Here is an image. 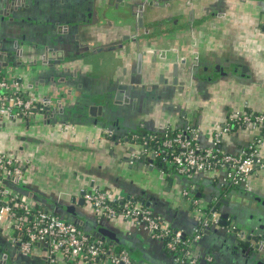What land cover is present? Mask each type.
<instances>
[{"label":"crops","instance_id":"obj_1","mask_svg":"<svg viewBox=\"0 0 264 264\" xmlns=\"http://www.w3.org/2000/svg\"><path fill=\"white\" fill-rule=\"evenodd\" d=\"M1 1L0 25L11 30L9 34L18 40L24 34L32 37L30 29L43 25L46 18L55 23L52 26L57 23L64 26L62 31L66 25L73 31L76 24L88 20L91 7V0H10L13 1L10 5ZM196 2V8L205 11L199 10L193 15L191 26L165 30L162 34L166 41L144 43L139 50L134 44L120 51L118 47L109 48L106 44L123 32L111 28L102 19L91 27L86 45L73 37L78 33L76 29L69 34L76 52H85L83 59L76 62L79 69L76 68V73L82 77L80 83L103 84L101 80L107 82L117 71L125 70V75H133L136 81L140 78L142 85L159 86L161 96L157 107L134 110L127 116L116 113L104 121L101 116H89L87 108L80 106L72 110L74 114L58 118L56 123H52L53 119L45 123V114L38 110L31 117L15 122L3 118L6 123L0 126V150L18 148L21 167L25 168L18 181L5 184L9 191L31 194L30 203L46 200L47 205L57 201L74 206L84 224L80 226L82 229L93 233V226L100 221L99 225L111 232L116 240L112 243V252L125 249L132 259L142 264L177 263L163 244L135 220L101 218L88 202L77 205L81 191L97 188L110 192L112 197H126V190L139 193L151 199L153 207L150 209L184 234H191L198 222L195 210L190 213L186 208V202L192 207L188 200L192 197L199 198L200 213L206 217L219 201L228 203L222 204L221 209L240 212L243 222L250 219L249 211L254 214V210H264V169H255L251 174V191L223 183L220 170L197 172L187 179L169 166L160 169L152 157V147L142 149L143 146L135 141L139 144L135 148L140 155L132 154L137 157L130 160L132 163L128 161L129 165L127 162L119 164L116 157L125 154L119 146L121 142L105 136L108 127L116 128L120 136L132 130L156 133L167 125L172 130H180L185 129L183 121L186 120L187 127L198 131L199 143L207 146L212 142V134L222 128L228 116L236 112H264V27H261L264 0ZM228 3L234 4L232 10L228 9ZM46 26H42L44 32L48 31V24ZM97 41L100 45L103 42L105 47L90 51L87 47L99 46ZM139 52L143 53L142 67L136 74ZM32 55L30 53L29 58H33ZM173 67H176L177 82L182 84L183 90L178 93L172 87L174 90L169 95L165 88H168L166 81L172 83L175 77ZM159 76L165 81L163 86ZM93 86L94 90H99L100 85ZM33 95L39 103L46 101L40 90ZM73 99V96L64 95L62 100ZM94 121L98 126L93 124ZM258 134L256 130L236 128L224 134L220 144L226 152L235 154ZM258 151L264 160V145L259 146ZM177 186L179 196L184 200L179 198L182 202L176 203L172 189ZM73 197L75 201H72ZM49 211L54 212V209ZM205 230L207 233L203 232L192 246L193 253L199 258L211 253L218 264H253L246 263L244 256L233 247V230L216 223ZM34 254L29 263L42 264L38 256L41 252ZM55 258L57 264H85L78 260L66 261L60 254ZM262 259L264 261V254Z\"/></svg>","mask_w":264,"mask_h":264},{"label":"built area","instance_id":"obj_2","mask_svg":"<svg viewBox=\"0 0 264 264\" xmlns=\"http://www.w3.org/2000/svg\"><path fill=\"white\" fill-rule=\"evenodd\" d=\"M35 109H42L39 102L22 93L14 81L0 76L1 118H29ZM235 127L256 130L259 134L234 154L226 152L220 143L222 136ZM198 135L195 128L172 130L167 125L160 132L145 134L141 144L145 150L152 147L151 154L160 169L165 170L169 166L187 179L197 172L220 170L223 183L251 191V174L255 169H264V160L258 154L259 146L264 145V112H236L228 116L222 128L212 134L210 145L202 146ZM22 173L23 169L14 157L0 153V222L12 225L22 252H41L47 257L48 264H57L56 254L66 261L78 260L85 264H142L132 259L125 249L108 252L104 248L107 241L90 238L77 224L43 207L32 205L22 193L9 191L5 184L14 182L12 178L18 181ZM110 195L108 191L93 188L85 190L83 197L98 217H120L141 224L152 238L159 240L174 256L177 264H200L201 260L203 264H216L212 255L207 254L201 259L192 250L205 229L220 219L219 213L212 211L213 208L209 213L210 218L201 214L199 198L188 199L198 222L191 234H184L167 224L149 207L124 196Z\"/></svg>","mask_w":264,"mask_h":264},{"label":"flooded vegetation","instance_id":"obj_3","mask_svg":"<svg viewBox=\"0 0 264 264\" xmlns=\"http://www.w3.org/2000/svg\"><path fill=\"white\" fill-rule=\"evenodd\" d=\"M114 1V0H113ZM130 3V8L124 10V12L120 13L121 19L116 22L112 19H109L105 21V24L108 23L111 28L114 27L117 31H122L123 34L116 36L112 38V41L108 42L109 48L118 47L119 51L122 50L124 47L144 44V43H157L159 41H166L167 39L163 37L162 34L165 30H172L174 29H180V28H188L193 23V15H196V13L204 12V9L199 8V10L196 8V0H123ZM200 2H205V0H200ZM231 2V1H230ZM227 7H229V10H232L234 7L233 3H228ZM199 11V12H198ZM192 17V18H191ZM204 16H202L203 18ZM4 17H2L3 19ZM47 20V18H46ZM45 20V23L43 24L45 27L48 24V76L44 74L35 73L32 72H24L20 67L22 65H29L33 61H38L37 57L29 58L30 53L24 52L20 54L18 57H14L11 55V57L3 58L0 57V76L4 77L5 79L14 81L18 88L22 91L24 94H28L30 96L33 95V93H37L38 90L43 93V97L45 96V93H47L48 87L55 83L57 85H61L65 87L63 90H69L71 95L73 96V108H80V106L87 105L88 102L86 101L90 97H95L97 94L106 93V91L109 90L110 82H114L111 86H121L120 94L118 96V99H121L120 103L115 105H111L112 109L121 115L127 116L130 115V113L133 114L134 110H141L145 111L150 109L151 107L156 106L157 107V101L159 97L161 96L159 94V86L153 87L150 89L151 91L146 92L147 87H143V85L139 86V93L136 97H130L127 98L126 95H122L123 91V85H126L130 83L131 76H127L124 73V70H119L114 74V77H111L110 80L107 82H103V84H88V83H80V80L82 79L81 75H77L76 68L78 67L76 65V62L79 59H83L85 52H76V50L73 48L72 39H70V33L69 31H62L64 30V27H61L60 32L58 30V26L54 25V22L51 21V18H49L47 21ZM46 24V25H45ZM35 26V28L30 29V34H34L32 37H28L27 34L22 35V38L20 40L13 38L9 33L12 31L9 30L7 27L0 25V34L3 36H0V48L2 49H15L18 47V43H44V40H40V38L43 36L42 33L45 31V29H42V26ZM106 25V26H107ZM261 27H264V23L261 22ZM42 29V30H41ZM9 30V31H8ZM43 31V32H42ZM36 33V34H35ZM70 34V35H69ZM39 36V38H37ZM37 39V40H36ZM52 40L55 42L53 43ZM119 44L114 45L113 42H118ZM98 43L99 42H95ZM99 46L89 45L87 48L91 51L93 50H99L104 48L103 42ZM110 43V44H109ZM122 54V53H121ZM22 55V56H21ZM72 57V62L66 63L61 60L63 57L70 56ZM138 58V57H137ZM16 63H19L20 65H17ZM39 63V62H36ZM220 68V67H216ZM78 69V68H77ZM138 69V63L137 68ZM79 70V69H78ZM140 70V69H138ZM212 77V76H211ZM176 78V82L173 80ZM136 80V77H134ZM172 83L169 81H166V85L168 84V88H165L167 91H169V95L172 93V87L176 88L178 93H182L183 88L180 86L182 84H178L177 82V75L176 77H173ZM164 80L161 81L160 85H164ZM121 84V85H119ZM93 85H100L98 86L99 90H94ZM71 86V88H69ZM194 87V84H193ZM141 88V89H140ZM144 89V90H143ZM142 90V92H140ZM146 92V93H145ZM82 93V94H81ZM84 93V95H83ZM79 94V97H78ZM95 95V96H93ZM34 96V95H33ZM40 96V95H39ZM83 98H82V97ZM35 97V96H34ZM64 97V96H63ZM41 101V100H40ZM97 104H95L94 101H91L89 105H87L88 112H91L94 116H99L98 109L93 108V104L97 106L102 105V114L105 115H113L110 113V111L106 110L107 106H105V103H102L103 101H96ZM42 107V109H35V112H38V110L41 111V113L45 114L44 121H48L45 108L47 106L46 103L42 102L39 103ZM110 105V104H109ZM19 119H14L13 122ZM6 123V122H5ZM3 121V118L0 117V126L1 124H5ZM107 129V127H102V129ZM111 131V133H109ZM117 129L113 127H108L105 136L107 135V138L111 139L115 137L118 140H122L129 138L131 142H139L141 146V140L142 137L146 134L144 131L141 132H135L134 130L125 132L123 135L117 134ZM136 133V134H134ZM141 133V134H138ZM136 136V137H135ZM144 147V146H143ZM0 153H7L14 157L20 166L22 165L20 162L21 158V151L18 148H10L7 147L3 150H0ZM134 161V160H133ZM23 169V168H22ZM24 171V170H23ZM180 178V177H179ZM251 196V195H250ZM253 198V197H252ZM27 199L29 197L27 196ZM32 204V203H31ZM264 205V202H263ZM217 211V210H216ZM256 214L259 216L260 219H252V221L249 219L245 220V222H242L240 226L250 229H253L252 235H255L257 237V243H259V247H261L262 255L264 254V210L258 212L257 210H254ZM220 215V213H219ZM249 215H253L251 211H249ZM220 220V219H219ZM227 220H230V217L227 218ZM217 224V223H216ZM205 232V231H204ZM239 233V232H238ZM234 245V244H233ZM236 252L239 251L241 253L240 246L237 247ZM212 255L211 253H208ZM34 253L32 254H26L21 251L20 244L15 238V231L11 224H6L4 222H0V264H32L29 263L30 258L34 257ZM241 255H243L241 253ZM40 256V260L42 264H48V259L44 254L38 255ZM244 260L246 263L251 262L246 260L245 255ZM205 257L202 256V258ZM214 261L216 264H218L214 258V255H212ZM201 258V259H202ZM254 264V263H253Z\"/></svg>","mask_w":264,"mask_h":264},{"label":"water","instance_id":"obj_4","mask_svg":"<svg viewBox=\"0 0 264 264\" xmlns=\"http://www.w3.org/2000/svg\"><path fill=\"white\" fill-rule=\"evenodd\" d=\"M1 3H8L9 5L13 3V1L10 0H3L1 1ZM7 4V5H8ZM128 7L130 8V3L127 1H123V0H91V7L89 9V12L87 13V18L88 20H86L83 24H76L73 28V31L76 29L77 30V34H73V37L78 40L79 42L84 43L85 45L88 43L89 41V36H90V30L92 26H95L101 19L103 21H106L109 19H112L113 21L118 22L121 17H120V13L124 12L125 8L126 10L128 9ZM9 8V7H8ZM13 9H15L13 7ZM10 11V10H9ZM2 14V12H0ZM6 15V13L4 14ZM3 15V17H4ZM55 24V23H54ZM57 26L59 25L58 23L56 24ZM64 27V26H61ZM60 26H58V30L60 32ZM65 31H69L68 33H72L73 31L71 30V28H68V26H65ZM36 34V33H35ZM34 35V34H33ZM43 37H44V43H23L20 42L18 43V47L15 49H2L0 48V57L3 58H7V57H18L20 54L24 53V52H28L34 55V57H37L38 61H33L31 64L29 65H20L19 63H16L17 65H20V69H22L24 72H32L35 73V71H37V73L40 74H44L48 76V31L43 32L42 33ZM52 42L54 43L55 41L52 40ZM120 41L118 42H113L114 45L119 44ZM110 44V43H109ZM82 45V44H80ZM107 45V44H106ZM137 49H141V47H139L137 45ZM121 54V53H120ZM142 52H139L137 55V63H138V69H141L142 67ZM22 56V55H21ZM61 60L63 62H65V64L72 62V57L67 56V57H63L61 58ZM39 62V63H36ZM174 68V75L176 77V72ZM137 69L136 74H139L141 71ZM125 73V70H124ZM130 80V83L123 85V90H125V92L123 91L122 95H126L127 98H132V97H136L139 93V86H141V79L139 78V80H135L134 76L132 75ZM162 76H159V82L161 83V79ZM174 82H176V78L173 80ZM114 82H110L109 86V90L106 91V93H102V94H97L95 97H90L88 98L86 101L88 102L87 105H89L91 103V101H103L102 103H105L104 105L107 106L106 110L110 111V113L112 114H120L117 112H115L111 105L115 104H119L121 99H118V96L120 94V89L122 88L121 86H111L113 85ZM121 85V84H119ZM155 85L151 86H145L143 85V87H147L146 92L151 91L150 89H152ZM156 87V86H155ZM65 87L61 86V85H57L55 83H52L48 89H47V93L44 96V98L46 99V114H48V123L50 120L53 119L52 123H56L58 118H62L65 115H72L74 114L72 112V110H74L72 103L74 102L73 100H66L63 101V96H70L71 93L69 90L64 91ZM141 89V88H140ZM144 90V89H143ZM140 92H142V90H140ZM145 92V93H146ZM44 102V103H45ZM110 104V105H109ZM87 105L85 104L83 107H87ZM92 105V103H91ZM93 108H97L98 109V114H100L99 116H101L103 119H105L104 121H107V117L109 115H101L102 114V105L97 106L95 104H93L92 106ZM89 116H94L91 114V112H88ZM121 115V114H120ZM97 121H94L93 124L97 125L98 123H96ZM46 123V121H45ZM28 124V122L26 123ZM183 124L185 125L184 127H187L188 122L186 120L183 121ZM98 126V125H97ZM113 141H120L121 144L119 145L120 148L122 149V151H124V155L121 157H116L117 162L119 161L120 163L123 162H127V164L129 165L128 161L130 160H134L135 158L132 156V154H136V155H140V152L138 150H136V146L139 144H136L134 142H131L129 138L123 139L122 140H118L115 137L111 138ZM141 147V145H140ZM146 148V147H145ZM144 149V147L142 148ZM143 151V150H142ZM152 156V155H151ZM153 157V156H152ZM122 165H120L121 167ZM24 172H25V168H23ZM12 180L15 181L14 178H12ZM85 190L81 191L80 193V198H78L77 200V205H82L85 201L83 195H84ZM127 193V198H130L132 201L139 203L142 206H146V207H153V204L151 202V199H147L145 197H143L142 195H140L139 193H135L132 194V191L130 190H126ZM28 197H31V194H24ZM30 195V196H29ZM75 197H73L72 201H75ZM47 201L44 200L38 203H32V205L34 206H40V207H44L45 210H53L54 209V213L58 214L59 216H61L64 219H71L73 223L77 224L79 227L80 226H84L81 218L79 217L78 213H76L75 211V207L74 206H66L63 205L57 201H55L56 204H50L48 202V205L46 204ZM222 204H228L227 201H219L218 203L215 204V207L212 209V211H216L217 208H219L218 210H220V220L217 222L218 225L222 226L223 228L228 227L230 230H233V242L234 245L233 247L236 249L237 247L240 246L241 248V253L243 255H245L246 260L253 262L254 264H264V261L262 259V252H261V247H259V243H257V237L255 235H252L253 233V229H250L249 227L244 228L242 226H240L242 224V222L244 220H242V218L244 219V217H240L241 213L238 211H232L230 209L224 210L221 209V205ZM49 206V207H48ZM230 220L228 221L227 218L229 217V215H231ZM71 217V218H69ZM211 216L209 215V218ZM259 216L254 213L253 215H251L249 218L252 221V219L256 218V219H260L258 218ZM100 221H97V223H95V225L93 226V234L95 237H99L103 240L108 239L109 243L112 245V243L114 241H116L113 238V235L111 232H109L108 230H106L105 227L100 226L98 223ZM237 225V226H236ZM81 227V228H82ZM239 232V233H238ZM205 233H207V231L205 230ZM76 264V263H74ZM200 264H203V260H201Z\"/></svg>","mask_w":264,"mask_h":264},{"label":"rangeland","instance_id":"obj_5","mask_svg":"<svg viewBox=\"0 0 264 264\" xmlns=\"http://www.w3.org/2000/svg\"><path fill=\"white\" fill-rule=\"evenodd\" d=\"M187 188V187H186ZM179 191H180V189H178V186H177V188L176 187H174L173 189H172V192L175 194V197H174V201L177 203L178 201H180V202H182L181 200H184V199H182L180 196H179ZM179 198L181 199V200H179ZM186 208H187V210H189L190 211V213L191 212H193V209H192V207L190 206V204L188 203V202H186ZM219 208H217V212L218 213H220V210H218ZM61 217V216H60ZM62 218V217H61ZM62 219H64V218H62ZM66 220V219H65ZM165 220H166V218H165ZM211 225H213V223L211 224ZM237 226V225H236Z\"/></svg>","mask_w":264,"mask_h":264},{"label":"trees","instance_id":"obj_6","mask_svg":"<svg viewBox=\"0 0 264 264\" xmlns=\"http://www.w3.org/2000/svg\"><path fill=\"white\" fill-rule=\"evenodd\" d=\"M7 119V118H6ZM19 119V118H18ZM236 128H238V127H235V128H233L232 130H235ZM153 144V143H152ZM20 194V193H19ZM84 230V229H83ZM85 231V230H84ZM87 234H88V236L90 237V238H99V237H95L94 236V234L93 233H89V232H86ZM104 241H106V240H104ZM104 248H106V250L108 251V252H111L112 253V249H113V246L109 243V242H105V244H104ZM120 250H122V249H120ZM113 252H116V251H113Z\"/></svg>","mask_w":264,"mask_h":264}]
</instances>
